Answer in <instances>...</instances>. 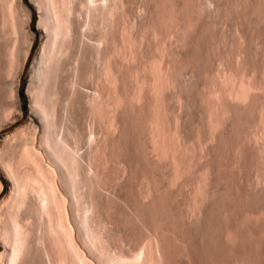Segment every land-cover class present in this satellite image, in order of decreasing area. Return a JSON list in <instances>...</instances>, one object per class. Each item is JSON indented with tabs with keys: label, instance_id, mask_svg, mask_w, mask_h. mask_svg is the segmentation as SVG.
<instances>
[{
	"label": "rangeland",
	"instance_id": "rangeland-1",
	"mask_svg": "<svg viewBox=\"0 0 264 264\" xmlns=\"http://www.w3.org/2000/svg\"><path fill=\"white\" fill-rule=\"evenodd\" d=\"M79 1L49 89L58 131L78 144L80 208L92 207L87 225L102 243L92 246L120 256L114 264H264V0H107L110 16L104 0ZM24 2L35 46L21 94L43 40ZM1 31L0 139L25 124L28 104L17 117ZM0 180L1 200V170ZM74 230L90 263L106 264ZM34 247L28 264H44Z\"/></svg>",
	"mask_w": 264,
	"mask_h": 264
},
{
	"label": "bare ground",
	"instance_id": "bare-ground-1",
	"mask_svg": "<svg viewBox=\"0 0 264 264\" xmlns=\"http://www.w3.org/2000/svg\"><path fill=\"white\" fill-rule=\"evenodd\" d=\"M72 1L73 0H29V3L35 8L36 13L39 15V20L35 24L34 29L42 33L43 40L31 65L26 90L24 94H21L22 90L19 79L24 70L35 36V31L30 27L32 10L24 0H0L1 37L5 40V47H3V49L6 48L7 50V54L5 53L4 56L8 57V59L6 58L8 62L4 59L3 55L2 58L7 62V67L9 69L7 67L5 68L9 71L12 69L11 67L15 65V71L13 69L12 75L14 73L16 74V76L14 74L13 78L16 79L17 77L16 80L18 84L15 83V86L12 82L11 83L12 87L15 86L16 93L18 94L15 102V108L18 110L16 112L17 117H21L25 112L23 100L28 103L25 124H22V126L10 132V134L8 133L9 135H5L0 139V155H3V157H1L2 155L0 156V170L10 182L8 191L0 200V242L2 243L0 264H28L29 258L33 256L31 252L32 250L34 251V245H39L41 248L42 253L40 251L37 253L40 254L41 258L43 256L45 261L44 264H91V259L89 260L80 250L74 228L77 229V232L83 233L81 234L82 236L79 232L77 233L80 235L79 238L83 237V245L86 243L90 245V247L92 245L95 246L96 241L99 247L102 245V243L100 245V241H98L100 237L95 235L98 232H96L95 229H91L88 226L90 225L89 223L87 225V221L90 220L89 217L87 218V215L92 207L90 206V209H88L84 206V211L82 210L84 208H80V205H82V193L79 191L81 174L79 171L78 149L76 150L78 145L76 143L77 141L74 142L76 146L70 145V143L66 141L67 139L65 140L59 132L60 128H62V120L58 118V110L55 108L56 105L54 106L53 104V98L55 97H53L54 94H51V89H49V84L53 81L52 78L55 77L53 75V73H56V71L54 72L55 67L60 63L59 60L57 64L59 54L61 56V51H63L62 49L65 47V43H67L68 39H73L75 34V22L79 20L78 18H76V20L78 19L77 21L74 20L73 12L75 11L73 10L75 7L72 5ZM83 1L81 0L79 2L85 4ZM104 1L105 3L101 4L105 10L107 0ZM88 2L86 3L88 4ZM93 3L94 2H92V5ZM109 7L108 10L111 8ZM79 11L77 13H79ZM105 11L108 13L107 9ZM94 12L97 11L92 10V13ZM92 13L90 16H92ZM100 33L101 32H99V34ZM99 37L102 38L103 36ZM102 39L104 43L106 42L105 40L108 42L107 38ZM0 40L2 39L0 38ZM2 44H0V46L4 45ZM67 46L69 47V45ZM108 56L104 57L103 66L101 65L105 82L111 80L109 79L110 62H108ZM6 62H4V64ZM5 68L3 67L4 70ZM8 70H5L4 74H8ZM11 81L14 80L11 78ZM94 94L95 106L96 103L99 104L102 100H100L101 96L99 97L101 94L96 93V91ZM99 100L101 102H98ZM101 106L99 105V107ZM2 185V181L0 180V190L2 189ZM82 203H84L83 200ZM89 215H92V213ZM89 229L91 230L88 231ZM92 231L95 232L93 235L98 239L90 234ZM96 247L99 248L97 245ZM96 247H94V249ZM48 248L51 250L55 248V255H53L54 252L50 251ZM99 249L103 250L102 248ZM100 250H97L100 253L99 256L103 255L102 257L105 259L106 264H114L115 261H121L120 256L115 254V258L119 257L116 258L117 260H113L115 259L112 258L113 256H110L111 258H104V255L107 253L105 254L104 250ZM146 252L148 251H145V253ZM40 256L38 255V257ZM122 259L125 260L123 257ZM133 259L134 258H132L130 262L128 261L129 263L127 261H122V263L134 264L135 259ZM137 263L138 262L135 264ZM119 264H121V262Z\"/></svg>",
	"mask_w": 264,
	"mask_h": 264
},
{
	"label": "trees",
	"instance_id": "trees-1",
	"mask_svg": "<svg viewBox=\"0 0 264 264\" xmlns=\"http://www.w3.org/2000/svg\"><path fill=\"white\" fill-rule=\"evenodd\" d=\"M34 19H35V14H34V12H32V14H31V21L33 22ZM32 46H35V42H33V45Z\"/></svg>",
	"mask_w": 264,
	"mask_h": 264
}]
</instances>
